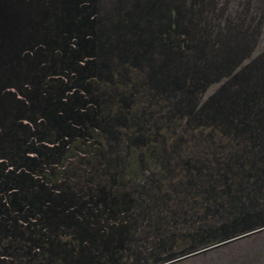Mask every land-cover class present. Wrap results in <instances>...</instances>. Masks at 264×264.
Returning <instances> with one entry per match:
<instances>
[{
	"label": "trees",
	"instance_id": "16d2710c",
	"mask_svg": "<svg viewBox=\"0 0 264 264\" xmlns=\"http://www.w3.org/2000/svg\"><path fill=\"white\" fill-rule=\"evenodd\" d=\"M39 1L49 7L27 17L8 5L32 25L0 48V264H103L123 237L90 228L86 215L108 199L99 180L124 173L142 187L165 165L159 148H194L178 154L180 185L213 200L220 189L229 208L238 191L264 189V50L253 55L242 16L212 0H73L69 16L49 19L53 0ZM95 140L102 157L125 147L129 167L105 160L100 179L83 161L67 168L73 146ZM163 203L144 212L155 234ZM145 248L120 264L162 257Z\"/></svg>",
	"mask_w": 264,
	"mask_h": 264
},
{
	"label": "rangeland",
	"instance_id": "374dc122",
	"mask_svg": "<svg viewBox=\"0 0 264 264\" xmlns=\"http://www.w3.org/2000/svg\"><path fill=\"white\" fill-rule=\"evenodd\" d=\"M212 2L217 7L223 8L224 14L232 16L234 13H238L240 17L242 16L244 27L252 30L248 47L253 48V55L264 50V0H212ZM10 3L16 5L15 11L18 10V14L20 16L22 14L23 17H27L30 12L35 13L39 8L49 7V3L39 0L0 2V48L7 46L10 39L12 40L13 34L20 31L21 25H32L31 20L27 18H18L17 15L12 17L9 13L12 10L8 6L11 5ZM62 4L63 8H60ZM51 5L55 8H52V18L49 17V19H53V16H58L56 17L58 19L67 17L76 7L73 0H57L56 2L53 0ZM3 50L5 51V48ZM214 88L215 86L210 87L209 91H213ZM99 146L101 147L98 140H95L90 146L86 143L79 147L74 145V151L71 150L65 160L67 168H71L77 163L80 166L83 161L85 165L95 168L91 174L100 179L105 171V167L102 165L105 160H111L113 165L118 166L116 169L122 164L129 167L132 155L125 147L121 148L119 153L121 158L117 159L118 155L111 153L102 157L104 146L102 150ZM78 148L81 149L79 153H77ZM159 149L161 152L164 150L165 165L162 166L161 162L157 161L156 163L155 161L156 169H153L155 172L148 169L150 178L142 183V187L137 183L135 177L124 176V173L118 176L119 179L113 183H110L106 177L102 181L99 180L100 189L105 191L108 199L102 203L100 210H96V216L91 215L92 218H90L89 214L86 215L92 223L90 228L94 226L98 232L107 228L109 234L121 235L123 240L119 241L118 246L126 247V249L123 247L121 249L119 246L118 251L109 255L103 264H120L130 253V249L134 250L132 252H137L135 250H139L143 246L146 248L142 249L140 253L145 252L150 261L154 256L161 255L162 257H159L158 261L152 263L160 264L166 260L201 250L214 240H221L264 223V189L262 187L257 190L255 187V189L244 193L238 191L235 196L240 198V202L243 201L240 208H238L239 206L234 209L229 208L223 201V197H229V195H223L220 189H216L218 194H215L216 197L213 200L212 196L195 189L196 187L184 189V186L180 185L181 181L185 179V175L180 166L181 158H177L180 156L178 154L186 156L189 151H194V148L191 149L185 144H180L176 148L167 146ZM172 151H176L174 156ZM89 152H91L90 155H88ZM93 153L95 154L92 158ZM71 154L74 156L70 157ZM146 166L142 165L143 168ZM158 167L163 171L158 170ZM249 182H252L251 179ZM201 183L203 186L206 185V179ZM219 186L221 185L218 184L217 187ZM157 198H163L164 203L156 208L162 227L159 233L155 234V227L152 224L157 222L154 219L151 220L154 223H151L148 228L143 224L149 220L144 213L147 206H152V202ZM87 199L88 196L84 194L82 200ZM105 233L107 234V232ZM133 255L130 253L129 256L133 258ZM169 264H264V229Z\"/></svg>",
	"mask_w": 264,
	"mask_h": 264
},
{
	"label": "water",
	"instance_id": "95a60500",
	"mask_svg": "<svg viewBox=\"0 0 264 264\" xmlns=\"http://www.w3.org/2000/svg\"><path fill=\"white\" fill-rule=\"evenodd\" d=\"M261 229H264V227H261V228H258V229H256V230H253V231H251V232H247V233H245V234H242V235H240V236H236V237H234V238H231V239H228V240L222 241V242H220V243H217V244H214V245H211V246L205 247V248H203V249H201V250H198V251H195V252H191V253L185 254V255H183V256H180V257L174 258V259L167 260V261H165V262H163V263H160V264H169V263H171V262H174V261H177V260H180V259H183V258H186V257L192 256V255H194V254H196V253H198V252H202V251H205V250H207V249H210V248L216 247V246H218V245L225 244V243H227V242H229V241H232V240H235V239H237V238H239V237L249 235L250 233H253V232L259 231V230H261Z\"/></svg>",
	"mask_w": 264,
	"mask_h": 264
},
{
	"label": "flooded vegetation",
	"instance_id": "af4514ba",
	"mask_svg": "<svg viewBox=\"0 0 264 264\" xmlns=\"http://www.w3.org/2000/svg\"><path fill=\"white\" fill-rule=\"evenodd\" d=\"M7 1L14 2L15 0H0V2H7ZM9 13H11V11Z\"/></svg>",
	"mask_w": 264,
	"mask_h": 264
}]
</instances>
